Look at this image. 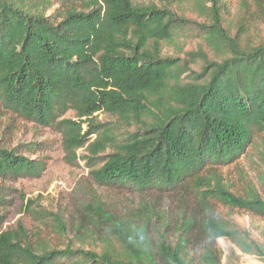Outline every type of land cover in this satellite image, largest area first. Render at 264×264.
<instances>
[{
	"label": "trees",
	"instance_id": "16d2710c",
	"mask_svg": "<svg viewBox=\"0 0 264 264\" xmlns=\"http://www.w3.org/2000/svg\"><path fill=\"white\" fill-rule=\"evenodd\" d=\"M230 1L0 0V110L58 132L66 162L84 161L99 187L171 192L199 210L174 238L153 235L148 214L118 216L90 189L76 240L59 246L19 222L2 229L0 215V264H223L222 237L264 261V231L255 239L212 207L264 220V194H235L221 172L264 133V0H236L233 13ZM46 168L0 146V183Z\"/></svg>",
	"mask_w": 264,
	"mask_h": 264
},
{
	"label": "rangeland",
	"instance_id": "374dc122",
	"mask_svg": "<svg viewBox=\"0 0 264 264\" xmlns=\"http://www.w3.org/2000/svg\"><path fill=\"white\" fill-rule=\"evenodd\" d=\"M236 7V0H231L232 13ZM260 28L264 37V25ZM189 48L190 45H186L185 50ZM166 50L170 54L177 53L172 46ZM179 55L183 56L182 53ZM98 117L103 122L111 119L104 113H99ZM29 144L39 147L38 151H24ZM0 146L17 148L18 154L32 159L47 157V168L40 178L0 183L3 187L2 197L5 199L4 206L0 208V215L3 216L1 228H15L19 222L33 240L50 242L53 246L61 245L64 239L76 240L72 224H76L78 219V208L89 201L90 189L100 194L106 208L118 216L126 215L134 219L136 215L142 220L148 214L144 219L149 224V233L153 235L157 230L165 229L164 233L169 238H174L181 221L193 211L199 212L192 198L180 199L171 192L141 193L130 188L99 187L88 177L84 161L78 160L73 165L66 162L58 132L25 121L5 110H0ZM80 152L83 150H78L77 154ZM221 172L224 181L235 194L245 195L248 186L252 185L263 195L260 176L264 172V133L258 135L235 164L223 168ZM212 207L220 218L246 229L255 239L262 238V218L217 201H212ZM58 220L66 224L65 237L55 232ZM82 232L86 233V228ZM83 236L85 235L78 242L88 246L89 243ZM217 242L223 252V264H264L255 255L241 253L227 238H219Z\"/></svg>",
	"mask_w": 264,
	"mask_h": 264
}]
</instances>
